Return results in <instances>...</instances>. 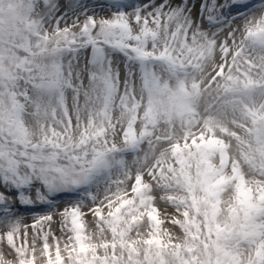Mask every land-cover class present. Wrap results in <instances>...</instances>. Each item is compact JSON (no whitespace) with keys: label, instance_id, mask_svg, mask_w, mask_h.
Instances as JSON below:
<instances>
[{"label":"snow or ice","instance_id":"obj_1","mask_svg":"<svg viewBox=\"0 0 264 264\" xmlns=\"http://www.w3.org/2000/svg\"><path fill=\"white\" fill-rule=\"evenodd\" d=\"M0 264H264V0H0Z\"/></svg>","mask_w":264,"mask_h":264},{"label":"rangeland","instance_id":"obj_2","mask_svg":"<svg viewBox=\"0 0 264 264\" xmlns=\"http://www.w3.org/2000/svg\"><path fill=\"white\" fill-rule=\"evenodd\" d=\"M64 205H63V202H61V207H63ZM27 216H28V222H31V217H30V215L29 214H26Z\"/></svg>","mask_w":264,"mask_h":264}]
</instances>
